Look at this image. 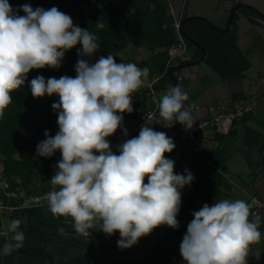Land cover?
I'll return each mask as SVG.
<instances>
[{
    "label": "clouds",
    "instance_id": "1",
    "mask_svg": "<svg viewBox=\"0 0 264 264\" xmlns=\"http://www.w3.org/2000/svg\"><path fill=\"white\" fill-rule=\"evenodd\" d=\"M20 10L25 15L0 0V119L12 103L11 93L31 70L58 69L65 53L82 45L74 78L37 76L30 81L34 98L59 97L52 104L59 131L51 136L46 130L36 148L37 157L61 154L50 180L54 187L44 196L49 211L70 218L77 235L85 238L97 226L108 236L118 232L120 249L131 248L162 225L178 228L180 190L194 176L187 169L186 175L175 173V162L165 156L175 144L152 124L175 121L191 129L195 120L185 108L188 93L179 85L170 87L159 101V117L149 116L138 136L121 143L114 154L108 137L121 128L122 114L133 111L132 94L144 86L149 69L117 63L111 54L90 64L85 57L100 49L98 36L75 26L56 7L23 5ZM250 207L245 200L222 199L193 212L180 244L185 264H248L250 246L261 238L258 222L249 219ZM20 225L19 219L7 225L0 255L23 247Z\"/></svg>",
    "mask_w": 264,
    "mask_h": 264
},
{
    "label": "trees",
    "instance_id": "2",
    "mask_svg": "<svg viewBox=\"0 0 264 264\" xmlns=\"http://www.w3.org/2000/svg\"><path fill=\"white\" fill-rule=\"evenodd\" d=\"M32 0H8L10 6L15 10L22 8ZM138 2L130 6L136 8L133 15L135 23H130L128 18L122 14L121 0H113L106 5L105 0L96 3L93 0H38V7L46 9L51 6L58 8L61 12L71 16L75 26L88 30L98 36V43L101 49L109 48V52L118 51L123 44L134 42L135 44L148 43L153 48H166L160 51V59L156 63L157 68L163 70L168 58V48L175 42L176 33L171 24L164 29V24L169 21L165 0H132ZM81 2L86 3L81 7ZM131 1H129L130 3ZM251 13L256 14L251 7L245 6ZM80 13V15H77ZM258 14V13H257ZM256 14V15H257ZM261 16L260 14H258ZM231 17V14H230ZM229 17V20H230ZM236 18V17H235ZM235 20V19H234ZM101 21L103 28H98L96 23ZM234 22V21H233ZM182 34L190 47H195L192 61L203 58L204 50L206 57L204 61L223 79L244 78V72L251 67V63L244 52L239 48L236 39L230 32L220 30L213 22L202 16L188 17L185 15L182 21ZM196 40L201 46H195L189 39ZM82 45H77L65 53L63 62H70L78 59V49ZM97 50V54H99ZM93 54L95 56L96 54ZM103 53V51H101ZM158 54V55H159ZM87 59V57H85ZM77 62L74 63V67ZM47 68V67H46ZM64 70V66H62ZM175 68H171L165 77L157 85V89L165 88L175 83ZM66 75L58 69L43 68L33 69L28 75L25 83L11 93L12 103L4 110V116L0 119V154L6 157V170L10 174L21 175V170L25 167L31 172L36 168L40 173L48 172L46 178L51 179L55 173L51 171V162L57 163L60 159L54 157H37L36 148L39 142L46 139L44 133L47 130L49 135L55 136L58 132L52 124V113L56 112L52 104L59 101L58 95L34 98L31 93L30 81L43 76L45 80L50 77L59 79ZM146 89L135 95L140 102V107L144 105L143 100ZM136 112L141 113L139 109ZM133 109L132 114L136 115ZM127 113V112H126ZM24 133L33 135L26 139ZM24 156V160L13 159L16 154ZM58 154L61 156L60 152ZM168 158V156H167ZM222 164L217 159H201L199 173L189 190L184 202L180 206L177 215L179 227L176 229L167 227L161 240L150 254L148 260L143 264H181L182 258L177 253L180 244L187 231L188 224L194 219L193 212L199 211L204 204L212 206L221 196L224 183V176L220 172ZM20 170V172H19ZM147 180H145V183ZM132 264H141L133 261ZM185 264V263H184Z\"/></svg>",
    "mask_w": 264,
    "mask_h": 264
},
{
    "label": "rangeland",
    "instance_id": "3",
    "mask_svg": "<svg viewBox=\"0 0 264 264\" xmlns=\"http://www.w3.org/2000/svg\"><path fill=\"white\" fill-rule=\"evenodd\" d=\"M93 1L100 3L99 1L101 0ZM111 1L113 0H105L106 5ZM129 1L131 2L129 3ZM187 2V10L192 11L193 9L194 12L204 13L214 18L219 26H226L224 25V18L227 15L224 9L226 4L233 1L223 0L220 3V0H188ZM244 2L243 4L257 8L254 6L255 4L264 9V0H244ZM38 3V0H32L27 5H30L35 10L38 7ZM135 3L139 6L138 2L121 0L122 14L128 18L130 23H135L133 15L137 10L134 7L129 8ZM165 3L167 4L166 14L169 21H166L163 27L165 29L172 22V27L174 28L180 9L174 10L172 0H165ZM85 5L86 3L81 2V7ZM20 9L15 10L19 15H25ZM245 12H248L247 8H241L237 13V17H242V13ZM77 15H80V13ZM179 43L176 36L175 42L168 48L169 55L163 70L157 68L156 63L162 60L159 53L160 51H165L166 48H153L148 43L135 44L132 41L127 42L118 51H113L112 53H110L111 50L110 52L108 51L111 46H108V48L104 47L103 50H99V54L95 53V56L87 57V59L92 64L99 60L101 56L107 57L111 54L115 57L117 63H134L141 69L147 67L149 69L148 79L143 87L133 93L136 95L145 90V85L150 84L155 77L161 76L159 83L165 79L167 72L171 68L176 70L179 68L183 63V55L181 53L183 47L180 48ZM187 45L191 60L190 51L195 49V47ZM79 59H72L66 63L62 61L58 71L74 78L76 76L74 63L78 62ZM62 66H64V70H62ZM57 118L58 112L52 113V124L56 131H59ZM32 135V133H24L23 137L29 139ZM52 157L61 159L58 151ZM13 159L22 161L25 158L18 153ZM5 163L6 157L0 154V248L3 247L6 239H8L4 235L7 225L14 219L21 221L20 230L23 231L25 240L23 247L13 251L11 255H0V264H132L133 261L143 264L148 260L168 227L167 225H162L155 228L149 235L141 237L137 244L126 249H120L117 245V241L120 239L118 232L108 236L104 232L99 231L98 226L89 230L91 235L87 238L79 236L75 232L70 218L53 216L48 209L44 196L54 186L50 182L51 179L46 178L48 175L47 171L42 174L34 168L30 172L25 167V170H21V175L15 174L17 171H13L14 174H10L6 170ZM56 164L55 162L50 164L53 173L57 171ZM195 174L193 173V182L197 176ZM10 235L11 233H9ZM178 252L177 254L181 256L180 250ZM181 258L183 260L182 256ZM184 263V260L181 261V264Z\"/></svg>",
    "mask_w": 264,
    "mask_h": 264
},
{
    "label": "crops",
    "instance_id": "4",
    "mask_svg": "<svg viewBox=\"0 0 264 264\" xmlns=\"http://www.w3.org/2000/svg\"><path fill=\"white\" fill-rule=\"evenodd\" d=\"M172 1L175 11L181 9L182 0ZM222 1L220 0V3ZM232 1L226 4L224 9L227 15L224 18L226 26H219L214 18L204 13L194 12L193 9L192 11L187 10L188 2L185 15L188 17L205 16L217 26L225 29L228 27L229 17L234 8L244 2V0ZM245 6L237 10L236 18L234 17L235 20L229 30L251 63V67L244 72L243 79H223L202 58L196 62L190 60L177 68V75L183 76L181 81L175 77L173 85L157 89L160 101L170 87L179 85L183 91L188 93L185 108L192 112L194 119H201L212 114L209 111L212 106L231 109L242 103L253 105L249 113L232 123L228 133H218L212 140L203 142L199 153L183 154L180 158H175L174 148L171 153L165 154L166 158L168 156V159L175 162V173L185 175L186 169L198 175L201 159H217V162L222 164L220 172L224 176L221 196L216 200L217 202L222 199H241L249 203L253 195L259 196L264 202V17L257 13V15L253 14L249 10L242 13V17H237V13ZM254 6L264 15V9L255 4ZM190 52L193 55L195 49H191ZM152 127L155 131L164 132L171 138L167 131L158 129L153 124ZM124 129L127 130V135ZM140 130L118 129L114 134L116 143L111 148L113 153L118 155V146L127 139L138 136ZM188 190L187 185L180 190L181 204ZM248 264H264V234L259 242L250 246Z\"/></svg>",
    "mask_w": 264,
    "mask_h": 264
},
{
    "label": "built area",
    "instance_id": "5",
    "mask_svg": "<svg viewBox=\"0 0 264 264\" xmlns=\"http://www.w3.org/2000/svg\"><path fill=\"white\" fill-rule=\"evenodd\" d=\"M183 5L178 13V17L174 23V29L176 36L179 40L180 48L183 47L181 53L183 55V63L190 61L189 57V47L184 35L182 34V21L185 17V8L188 0H182ZM188 50V51H187ZM177 56V55H176ZM178 81L183 79V76L174 74ZM160 77H155L153 81L145 85L146 93L144 96V105L140 107L139 101L132 95V107L133 109H141V113L136 112V115L131 113H123V122L121 128H128L132 130H140L145 124L146 119L149 116L159 117V97L157 93L156 85ZM253 109L252 104L242 103L231 109H224L219 106H212L209 111L212 114L207 115L201 119H194L195 124L191 129H186L184 125L175 122H166L161 120V123H153L154 127L167 131L175 144L174 157L180 158L183 154L199 153L201 151V146L203 142L212 140L218 133H228L231 129L232 123L235 120L241 119L245 114L249 113ZM169 123H174L173 126L167 127ZM120 129V128H119ZM118 130V129H117ZM108 141L111 148L116 143V138L114 134L108 137ZM251 211L249 217L250 220L258 222L259 231L261 232V237L264 234V202L257 195H253L248 203ZM253 243L252 245H254Z\"/></svg>",
    "mask_w": 264,
    "mask_h": 264
},
{
    "label": "water",
    "instance_id": "6",
    "mask_svg": "<svg viewBox=\"0 0 264 264\" xmlns=\"http://www.w3.org/2000/svg\"><path fill=\"white\" fill-rule=\"evenodd\" d=\"M242 6H245L244 4H240V5H238V6H236L235 8H234V10H233V12H232V14H231V17H230V20H229V23H228V27L227 28H225V29H223V28H219L220 30H222V31H224V32H228L229 30H230V27H231V25H232V23H233V20H234V17H235V14H236V12H237V10L240 8V7H242ZM251 7V6H250ZM255 12H257L258 14H260L261 16H263L264 17V15L258 10V9H256L255 7H251ZM193 17H197V16H193ZM191 18V17H190ZM195 46H197V47H201L202 48V46L196 41V40H194V39H192V38H190L189 39ZM206 51L204 50V54H203V59L206 57Z\"/></svg>",
    "mask_w": 264,
    "mask_h": 264
}]
</instances>
